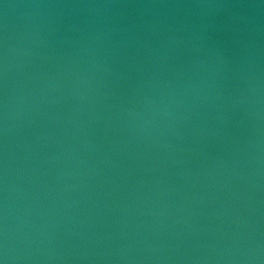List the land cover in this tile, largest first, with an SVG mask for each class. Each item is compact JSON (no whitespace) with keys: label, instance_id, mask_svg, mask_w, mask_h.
Returning <instances> with one entry per match:
<instances>
[{"label":"water","instance_id":"obj_1","mask_svg":"<svg viewBox=\"0 0 264 264\" xmlns=\"http://www.w3.org/2000/svg\"><path fill=\"white\" fill-rule=\"evenodd\" d=\"M0 264H264V0H0Z\"/></svg>","mask_w":264,"mask_h":264}]
</instances>
